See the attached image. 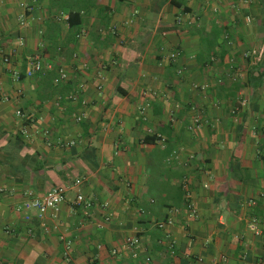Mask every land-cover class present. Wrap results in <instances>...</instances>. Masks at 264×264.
Here are the masks:
<instances>
[{"label":"crops","instance_id":"crops-1","mask_svg":"<svg viewBox=\"0 0 264 264\" xmlns=\"http://www.w3.org/2000/svg\"><path fill=\"white\" fill-rule=\"evenodd\" d=\"M0 98L39 166H0V264L264 262V0H0Z\"/></svg>","mask_w":264,"mask_h":264},{"label":"built area","instance_id":"built-area-1","mask_svg":"<svg viewBox=\"0 0 264 264\" xmlns=\"http://www.w3.org/2000/svg\"><path fill=\"white\" fill-rule=\"evenodd\" d=\"M176 54H172L171 58L174 59L176 58ZM9 58H4L3 62L5 64L9 63ZM43 69V62L41 55L36 53L32 56L31 58V66L26 70V76L27 77H32L36 73L41 72ZM179 73H182L181 70H179ZM15 76L17 79H20V74L15 73ZM62 78H66V75L63 74ZM208 85L203 86V88H207ZM1 99V98H0ZM18 117L24 118L25 114L22 113L21 111L16 112ZM85 117V114H82L79 118L78 121H82V118ZM200 126V119L195 118L194 125L192 128H197ZM80 181L77 180L76 184H79ZM69 187L68 186H58V187H53L50 189L47 193H45L43 196H33L31 198L30 202V207L35 209L40 216L45 215L49 210L57 208L61 203L65 201L66 194L68 191ZM75 204L77 206H83L84 208L90 210L93 207V203L90 200H87L84 195L78 194L76 197ZM106 221H110V218L107 217ZM173 223L172 218H168L166 220L157 222L156 226L160 229L163 230L167 226L171 225ZM249 229L254 233V234H259V229H258V222L256 219H253L251 222L248 224ZM125 246L130 249H134L136 251L139 246H140V239L138 237H132L127 239ZM69 248V245H68ZM133 251V252H134ZM112 254L114 256L118 255L117 250H113ZM65 258L67 261H70V256L68 255V252L65 253ZM221 264H228L227 259L225 257L222 258ZM258 264H264V262H259Z\"/></svg>","mask_w":264,"mask_h":264},{"label":"trees","instance_id":"trees-1","mask_svg":"<svg viewBox=\"0 0 264 264\" xmlns=\"http://www.w3.org/2000/svg\"><path fill=\"white\" fill-rule=\"evenodd\" d=\"M69 25L71 27H76L80 23V10H71L69 14ZM50 41V49L57 50L61 48L54 37L47 38ZM59 47V48H58ZM50 50V51H51ZM45 74V85H54L55 78L46 76ZM24 79V74H20V80ZM256 79L254 74H251V80ZM60 85V84H58ZM6 135L5 132H0V140ZM147 141H149L147 139ZM8 144L0 146V166L8 167L6 169L7 173L17 179L20 182H23L24 179H27L30 170H35V157L30 154L22 155L21 152L25 147V143L18 137L8 138Z\"/></svg>","mask_w":264,"mask_h":264}]
</instances>
